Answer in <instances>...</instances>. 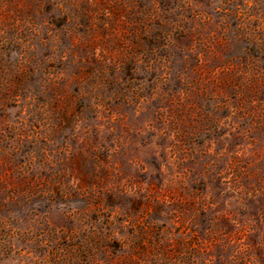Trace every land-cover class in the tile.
Instances as JSON below:
<instances>
[{
  "label": "rangeland",
  "instance_id": "rangeland-1",
  "mask_svg": "<svg viewBox=\"0 0 264 264\" xmlns=\"http://www.w3.org/2000/svg\"><path fill=\"white\" fill-rule=\"evenodd\" d=\"M0 264H264V0H0Z\"/></svg>",
  "mask_w": 264,
  "mask_h": 264
}]
</instances>
